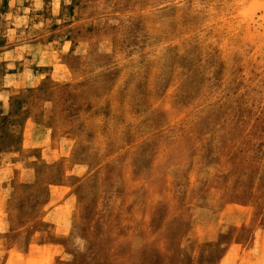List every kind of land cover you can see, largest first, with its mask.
Wrapping results in <instances>:
<instances>
[{
    "label": "rangeland",
    "instance_id": "1",
    "mask_svg": "<svg viewBox=\"0 0 264 264\" xmlns=\"http://www.w3.org/2000/svg\"><path fill=\"white\" fill-rule=\"evenodd\" d=\"M9 1L0 264H264V0Z\"/></svg>",
    "mask_w": 264,
    "mask_h": 264
},
{
    "label": "crops",
    "instance_id": "2",
    "mask_svg": "<svg viewBox=\"0 0 264 264\" xmlns=\"http://www.w3.org/2000/svg\"><path fill=\"white\" fill-rule=\"evenodd\" d=\"M34 1H37V0H32V4H30V6H34V5H33V2H34ZM40 1H41V0L38 1V2H39V5H40ZM15 2H16V0H10V1H9V7L13 8V7L15 6V4H16ZM41 6H42V5H41ZM29 10H30V9H29Z\"/></svg>",
    "mask_w": 264,
    "mask_h": 264
}]
</instances>
